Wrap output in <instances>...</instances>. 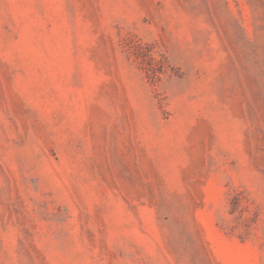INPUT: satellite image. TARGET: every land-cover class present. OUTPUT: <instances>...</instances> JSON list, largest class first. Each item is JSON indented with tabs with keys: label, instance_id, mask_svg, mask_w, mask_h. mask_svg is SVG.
<instances>
[{
	"label": "rangeland",
	"instance_id": "obj_1",
	"mask_svg": "<svg viewBox=\"0 0 264 264\" xmlns=\"http://www.w3.org/2000/svg\"><path fill=\"white\" fill-rule=\"evenodd\" d=\"M0 264H264V0H0Z\"/></svg>",
	"mask_w": 264,
	"mask_h": 264
}]
</instances>
